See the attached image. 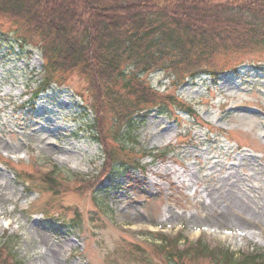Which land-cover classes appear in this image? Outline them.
<instances>
[{"label": "rangeland", "instance_id": "374dc122", "mask_svg": "<svg viewBox=\"0 0 264 264\" xmlns=\"http://www.w3.org/2000/svg\"><path fill=\"white\" fill-rule=\"evenodd\" d=\"M16 37L0 15V237H18L15 260L172 264L162 238L180 251L199 242L237 258L264 253L263 50L220 56L195 80L150 75L155 103L125 139L140 168L100 185L104 153L90 123L101 113L89 86L71 74L30 100L42 57ZM102 114L109 129L111 112ZM57 170L47 189L41 177ZM183 264L214 263L185 256Z\"/></svg>", "mask_w": 264, "mask_h": 264}, {"label": "trees", "instance_id": "16d2710c", "mask_svg": "<svg viewBox=\"0 0 264 264\" xmlns=\"http://www.w3.org/2000/svg\"><path fill=\"white\" fill-rule=\"evenodd\" d=\"M0 15L15 25L20 47L41 53L42 78L32 101L67 75H79L89 86L94 110L101 113L90 123L104 153L100 185L140 168L129 159L125 139L135 129V117L155 103L150 75L195 80L210 74L220 56L255 47L264 51V0H0ZM172 100L180 112L195 117L192 107ZM105 110L111 112L109 129ZM57 172L40 182L54 190ZM17 239L0 237V264H21L11 247ZM161 244L172 264H183L185 256L207 257L214 264H264L260 252L237 258L228 249L207 252L199 242L186 251L177 241L162 238Z\"/></svg>", "mask_w": 264, "mask_h": 264}]
</instances>
